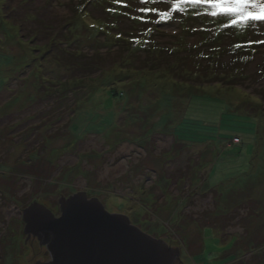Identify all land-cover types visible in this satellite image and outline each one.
<instances>
[{
    "label": "rangeland",
    "instance_id": "374dc122",
    "mask_svg": "<svg viewBox=\"0 0 264 264\" xmlns=\"http://www.w3.org/2000/svg\"><path fill=\"white\" fill-rule=\"evenodd\" d=\"M142 8L170 4L0 0V264H34L24 209L77 191L173 264H264V22Z\"/></svg>",
    "mask_w": 264,
    "mask_h": 264
},
{
    "label": "water",
    "instance_id": "95a60500",
    "mask_svg": "<svg viewBox=\"0 0 264 264\" xmlns=\"http://www.w3.org/2000/svg\"><path fill=\"white\" fill-rule=\"evenodd\" d=\"M60 204V217L37 203L23 212L26 233L47 246L52 264H173L181 257L179 247L144 233L126 215L109 213L85 191Z\"/></svg>",
    "mask_w": 264,
    "mask_h": 264
},
{
    "label": "snow or ice",
    "instance_id": "6c2138e0",
    "mask_svg": "<svg viewBox=\"0 0 264 264\" xmlns=\"http://www.w3.org/2000/svg\"><path fill=\"white\" fill-rule=\"evenodd\" d=\"M119 2V0H117ZM143 3H149V0H142ZM170 9L166 11L142 8V12H155L162 19H169L175 13H185L189 6L194 9L202 10V13L213 18H227V23L223 24V28H239L245 29L249 25L256 27L257 23L264 22V16H258L249 19H242L234 10L237 6H241L245 11H252V8L264 9V0H168ZM264 43V40L259 41ZM240 47V45H236Z\"/></svg>",
    "mask_w": 264,
    "mask_h": 264
},
{
    "label": "trees",
    "instance_id": "16d2710c",
    "mask_svg": "<svg viewBox=\"0 0 264 264\" xmlns=\"http://www.w3.org/2000/svg\"><path fill=\"white\" fill-rule=\"evenodd\" d=\"M99 31H104L102 28H100L99 29ZM105 32V31H104ZM83 56H77L76 57V61H72L73 62V64L70 66V67H72V68H79V69H83V67L85 68L86 67V69L88 68L89 70H91L92 69V67H93V65L95 64V63H93V61H92V59L91 60H85V61H79V58H82ZM252 60V58H249V56H247L246 57V59L244 60L243 59V61H242V59H241V64H242V66H245L247 63H249L250 61ZM240 69L241 68H228V72H229V76H227V77H224V78H220L219 77V73L218 72H216V74H214V76H213V81H211V82H216V83H220L222 86H223V84H228V85H239L240 84V82H243V80H244V78L242 77V75H241V72H240ZM242 71V70H241ZM261 75H263L264 76V71H262L261 73H260ZM219 78V79H218ZM228 78V79H227ZM115 92L114 91H112L110 94L108 93V95L111 97H113V98H115L116 99V101H118L119 99H121V97H119V96H115V94H114ZM114 94V95H113ZM191 133V132H190Z\"/></svg>",
    "mask_w": 264,
    "mask_h": 264
},
{
    "label": "flooded vegetation",
    "instance_id": "af4514ba",
    "mask_svg": "<svg viewBox=\"0 0 264 264\" xmlns=\"http://www.w3.org/2000/svg\"><path fill=\"white\" fill-rule=\"evenodd\" d=\"M70 196L62 197V199L68 198ZM62 199L57 201L56 207L58 208V211H56L55 213L56 217H59V215H61L59 211L61 210L60 201ZM26 241H27V245H29L30 247V254H31L30 255L31 259L28 260L29 263L34 261V264H52L53 259L51 253L48 250L47 246H44L42 244L38 236H35L33 234L31 235L27 234Z\"/></svg>",
    "mask_w": 264,
    "mask_h": 264
},
{
    "label": "clouds",
    "instance_id": "9594fccd",
    "mask_svg": "<svg viewBox=\"0 0 264 264\" xmlns=\"http://www.w3.org/2000/svg\"><path fill=\"white\" fill-rule=\"evenodd\" d=\"M234 10L240 15L242 19L264 16V9H256L255 7H253L252 11L250 12L245 11L241 6H237Z\"/></svg>",
    "mask_w": 264,
    "mask_h": 264
},
{
    "label": "bare ground",
    "instance_id": "6f19581e",
    "mask_svg": "<svg viewBox=\"0 0 264 264\" xmlns=\"http://www.w3.org/2000/svg\"><path fill=\"white\" fill-rule=\"evenodd\" d=\"M100 96H101V99L105 100V97L103 96V94L98 93V94H97V98H100Z\"/></svg>",
    "mask_w": 264,
    "mask_h": 264
}]
</instances>
